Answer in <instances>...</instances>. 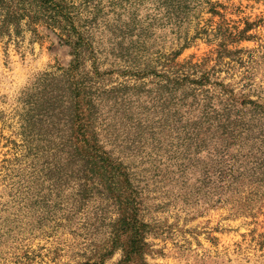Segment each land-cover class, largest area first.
<instances>
[{
    "label": "rangeland",
    "instance_id": "374dc122",
    "mask_svg": "<svg viewBox=\"0 0 264 264\" xmlns=\"http://www.w3.org/2000/svg\"><path fill=\"white\" fill-rule=\"evenodd\" d=\"M0 264H264V0H0Z\"/></svg>",
    "mask_w": 264,
    "mask_h": 264
}]
</instances>
